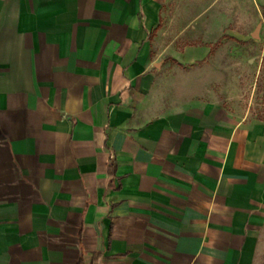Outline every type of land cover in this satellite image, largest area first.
<instances>
[{
	"label": "crops",
	"instance_id": "0c3cea01",
	"mask_svg": "<svg viewBox=\"0 0 264 264\" xmlns=\"http://www.w3.org/2000/svg\"><path fill=\"white\" fill-rule=\"evenodd\" d=\"M184 1L176 43L173 0H0V264H264V110L205 71L264 0Z\"/></svg>",
	"mask_w": 264,
	"mask_h": 264
},
{
	"label": "rangeland",
	"instance_id": "374dc122",
	"mask_svg": "<svg viewBox=\"0 0 264 264\" xmlns=\"http://www.w3.org/2000/svg\"><path fill=\"white\" fill-rule=\"evenodd\" d=\"M212 1L200 0L198 10L202 9L205 14L239 16L250 13L255 15L261 7L255 0H240L236 5L228 3V0H220L219 4H212ZM169 7L171 8L164 16L162 28L166 36L170 32L171 41L178 43L181 40L179 34L187 27V22L174 20L173 16L180 12L194 13L196 8L194 4L186 6V2L181 3V0H173ZM231 24L237 35L226 33L228 38H223L217 46L219 51L214 60L220 67H209L205 71L208 76H214L213 89L221 103L230 108H251L260 113L264 110V20L255 21L250 29H245L239 20ZM184 39L188 43L193 41L190 37Z\"/></svg>",
	"mask_w": 264,
	"mask_h": 264
}]
</instances>
